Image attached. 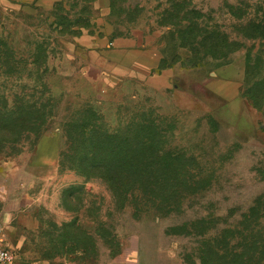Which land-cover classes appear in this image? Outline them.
<instances>
[{"label": "rangeland", "instance_id": "obj_1", "mask_svg": "<svg viewBox=\"0 0 264 264\" xmlns=\"http://www.w3.org/2000/svg\"><path fill=\"white\" fill-rule=\"evenodd\" d=\"M6 106L38 127L0 147L14 264H264V0L0 6ZM83 131L164 151L180 194L119 202Z\"/></svg>", "mask_w": 264, "mask_h": 264}, {"label": "trees", "instance_id": "obj_2", "mask_svg": "<svg viewBox=\"0 0 264 264\" xmlns=\"http://www.w3.org/2000/svg\"><path fill=\"white\" fill-rule=\"evenodd\" d=\"M7 106L3 112L0 110V147L4 144L20 143L24 135L38 131V127L32 124L34 111L32 113L27 108L9 110ZM82 136L93 137L92 141L94 140L96 146L90 145L88 149L93 150L95 154L97 150H101V156L96 158L94 155V161L91 162L100 168L102 163L103 169L109 166L110 178L102 179L114 197H120L119 202L123 201L121 199L126 192L144 191V187L149 184L163 197L168 194H180L174 191V186L167 190L170 180L161 174L163 170L174 167L176 159L166 160L159 154L164 151L159 152L160 150L153 149L147 142H141L140 136L133 135L128 140H122L108 133L92 134L88 131H83Z\"/></svg>", "mask_w": 264, "mask_h": 264}, {"label": "crops", "instance_id": "obj_3", "mask_svg": "<svg viewBox=\"0 0 264 264\" xmlns=\"http://www.w3.org/2000/svg\"><path fill=\"white\" fill-rule=\"evenodd\" d=\"M56 0H0V6L13 7L20 6L26 7H39V8H50ZM153 67V66H151Z\"/></svg>", "mask_w": 264, "mask_h": 264}, {"label": "built area", "instance_id": "obj_4", "mask_svg": "<svg viewBox=\"0 0 264 264\" xmlns=\"http://www.w3.org/2000/svg\"><path fill=\"white\" fill-rule=\"evenodd\" d=\"M15 251L6 244L0 232V264H14L16 261Z\"/></svg>", "mask_w": 264, "mask_h": 264}]
</instances>
